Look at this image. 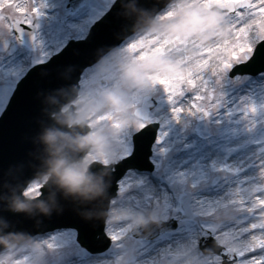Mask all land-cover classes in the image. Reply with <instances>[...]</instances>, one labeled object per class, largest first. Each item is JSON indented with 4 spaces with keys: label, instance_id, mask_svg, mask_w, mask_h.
<instances>
[{
    "label": "rangeland",
    "instance_id": "obj_1",
    "mask_svg": "<svg viewBox=\"0 0 264 264\" xmlns=\"http://www.w3.org/2000/svg\"><path fill=\"white\" fill-rule=\"evenodd\" d=\"M227 1L229 0H177L173 2L156 17V21H160V26L152 25L145 32L139 33L136 38L128 40L130 46L127 49H124L126 45H123L120 50L110 53L95 66L87 68L80 78L79 94L73 102L77 117L70 124L86 119L92 131L93 146L82 163L72 164L66 169L65 177L76 185L82 181L89 163L98 161L107 165L127 157L132 151L131 135L149 123H157L159 125L157 140L162 136L164 140L160 145L154 143L152 147L150 158L153 164L152 173L142 175L129 171L119 181L117 197L111 201L112 207L122 203V192H124L122 183L130 176L142 175L150 182H166L167 188H163L161 197L148 207L145 219L135 224L127 233H114L112 231L113 218L110 215L106 220L105 232L111 239V245L105 252L98 254L100 257L98 259H91L86 250L76 243L75 231L67 230L37 236L34 238L37 241L32 239V241L28 240L19 245H12L0 254V264H65L69 259H76L77 264L132 263L139 253H148L155 244L161 243L170 233L160 234L152 241H135L131 238V232L147 220H167L171 217L179 220L177 196L184 191L190 192V208L195 216L190 221L180 220L177 228L171 233L191 231L195 241L198 242L201 230H208L217 242L212 232L215 224L234 217L238 212L233 206L224 205L215 208L212 212L202 213L193 206L192 201L196 188L206 187L212 182L219 181L221 175L217 177L204 170L195 180L191 177L193 173L191 169L190 172L181 174L179 178L175 176L168 179L163 177V166L170 152L178 144L175 137L178 139L184 135L188 136L194 127L203 128L209 135L218 133L220 125L214 123L212 118L223 103L235 102L234 107L236 108L233 110L243 113L242 117L237 119L238 123L249 115L258 119L261 133L264 134V98L254 104H251L252 102L248 99L242 105L236 103L243 95V91L264 89V73L256 77L236 76L233 79L228 77V72L233 65L246 61L257 42L264 38V0H245L251 6L234 15H212L207 10L198 8L203 2L209 5H219ZM113 2L114 0H88L85 6L75 14H69L65 9L67 0H56L54 5H48V0H19L18 3L21 5H6L5 8L0 5V100L4 104L7 103L17 81L29 67L45 62L52 54L57 53L69 39H82L90 25L103 13L104 7H110L108 4ZM8 14L15 15L26 24L33 23L37 26L33 50L24 48L14 39L8 26L12 17ZM37 16H43V18L38 19ZM247 22H249L248 25ZM218 25L230 26L227 27L226 38L220 43L221 48L216 54L212 77H208L203 82H197L196 90L187 79L176 91L168 92V86L172 85L176 79L175 74L167 72V64L171 63L170 57L186 45L189 39L200 40L204 37L202 35L206 33L210 35L217 30ZM169 42L175 43V48L171 52L151 58ZM127 52L134 58L130 69L116 70L115 66L120 57ZM144 59L146 61L141 63ZM162 61L167 64L155 72L156 67ZM150 79L152 82L149 81ZM109 90L117 93V99L108 111L95 112L98 95ZM192 92H195L193 97L190 94ZM179 94L187 95L190 103L186 114L179 124L174 126L169 123L168 116L172 113V106L178 104ZM247 94L249 93L245 95ZM144 95L154 98L158 104L146 120H140L134 115V109L141 106ZM66 108L67 105L63 110L65 111ZM203 112H206V117L204 120H199ZM160 113L161 115L158 116ZM149 176H153V179ZM46 179L45 177L41 181H33L23 194L28 198L38 196L39 189ZM202 215L213 223L204 224ZM198 257L197 261L182 264H221L218 255H204L201 252ZM239 262L240 259L237 264ZM163 263L160 257L153 264Z\"/></svg>",
    "mask_w": 264,
    "mask_h": 264
},
{
    "label": "bare ground",
    "instance_id": "obj_2",
    "mask_svg": "<svg viewBox=\"0 0 264 264\" xmlns=\"http://www.w3.org/2000/svg\"><path fill=\"white\" fill-rule=\"evenodd\" d=\"M18 1L0 0V5H21ZM55 1L48 0V5H54ZM229 26L218 25L217 30L210 35L207 33L202 35L204 37L200 40L189 39L182 50L170 57L171 63L167 64L164 61L159 63L155 72L167 64V72L175 74L176 77L172 85L168 86V92L176 91L187 79L196 90L197 82L212 77L216 54L221 48L220 43L226 38ZM128 40L125 41L124 49L130 46ZM122 47L123 44L119 49ZM133 59L130 53L123 54L115 69L129 70ZM149 81L152 82V79ZM247 92L249 94L245 95ZM190 94L193 97L195 92ZM242 94L239 101H236L237 104L242 105L247 99L254 104L264 98V89H247ZM179 95L177 99L179 105L172 106V113L168 116L169 123L174 126H177L186 114L190 103L187 95ZM234 103H223L212 118L214 123L220 125L218 133L209 135L203 128L194 127L188 136L184 135L178 139L175 137L178 144L166 158L163 177L179 178L181 174L190 172L191 169L193 170L191 177L195 180L204 170L217 177L221 175L219 181L196 188L192 204L202 213L212 212L224 205L233 206L238 213L215 224L212 229L214 238L226 250L236 253L234 254L240 259L239 264H264V134L261 133L259 120L251 115L244 118L241 123L237 122L243 113L233 110L236 108ZM54 104L57 105L59 102ZM160 115L161 113L158 114ZM165 187L167 188L166 182H150L142 175L126 179L122 183L124 191L122 203L110 208V215L113 218L112 231L127 233L135 224L143 221L148 207L154 201L157 202L156 199L161 197ZM69 209L76 213L70 207ZM203 218L204 224L213 223L211 220L208 221L207 217ZM196 246L197 241L191 231H176L164 238L161 243L155 244L148 253H139L140 255L138 254L129 264H153L160 257L164 261L163 264L197 261L199 257ZM76 262V259H69L65 264H77Z\"/></svg>",
    "mask_w": 264,
    "mask_h": 264
},
{
    "label": "water",
    "instance_id": "obj_3",
    "mask_svg": "<svg viewBox=\"0 0 264 264\" xmlns=\"http://www.w3.org/2000/svg\"><path fill=\"white\" fill-rule=\"evenodd\" d=\"M85 0H72L70 2V5L71 6V11H76L78 10V8L84 3ZM247 6L244 2L242 3H235V2H229L226 6H223V7H211L210 10L214 13H222L224 11H227L229 13H233L235 12L237 9H242L243 7ZM33 35V33H32ZM22 40L25 42V43H29L31 42L29 39L26 38V36H22ZM78 43L76 42H71V44L66 48L65 51H69L71 50L73 47H75ZM264 57V44H262L259 48L256 49L252 59L246 63L245 65H240L238 67H236L233 72H232V76L235 75L236 73H248V74H251V75H256L262 71H264V61L261 62V64H258L260 63L258 61V57ZM55 59V58H54ZM54 59H52L49 63L47 64H44V65H39V66H36L32 69L31 72H29V75H31L33 72H37L39 71L40 69L42 68H45L47 67V65H49L51 62L54 61ZM28 75V76H29ZM27 76V77H28ZM24 81V80H23ZM22 81V82H23ZM21 82V83H22ZM77 81L74 80L71 84V89H70V94L67 95L63 101H62V104L63 103H66V102H69L73 99V96L76 94L77 92V89H72L73 85H75ZM20 83V85H22ZM113 100V97L112 96H104L102 98V100H100V104L98 106L99 109H105L108 107L109 103ZM151 102H149L145 109L143 111H141L139 114L140 116L142 117H146L147 115V112L149 110V107H147ZM67 123V120H64V122H59V123H55L56 126H53V127H49L52 131H54L56 128L59 129V128H62L64 129L65 131H67L69 134H66L64 133L62 136L60 135H56L54 133H50V136H49V139L52 143H59V142H62L63 140L67 139V138H71V137H75L73 138L72 142L70 143L71 146H75V140L77 141V144H76V147L74 149V153L70 156V157H67L66 155H60V156H55L51 161H50V165H49V168H46L44 171H42L41 174L43 173H48V172H51L52 168L55 167L60 161H62L63 159V164H62V167L60 168V170L58 172H56V174H54V176L52 177V179L55 177L56 180H58V178L62 175V171H63V168L71 161V159H73L74 157H77L78 156V159L81 160V158L83 157V155L85 154V152L89 149L90 147V140L88 139L87 135H88V132H87V129L83 128V125L84 124H80L78 125L77 127L78 128H75L73 127L71 130H66L65 129V125ZM157 128L156 125H152L151 127L149 128H146L144 129L142 133H145L146 131H152L154 133L155 129ZM153 133H152V138H153ZM140 134V135H141ZM69 140V139H68ZM63 153L64 154H69V151L68 149H64L63 150ZM134 165V162H133V158L131 159H128L127 161H125L124 163H121L119 166L117 165L116 166V169H117V172L116 173H112V180L110 183V187L112 186V194L108 197V200L114 196V191H115V182L117 180H119L121 178V176L124 174V172L128 169V168H131L132 166ZM103 170L105 168H100V166H98L97 164H94L93 166H91V170ZM40 174V175H41ZM66 183V182H65ZM20 190H18L19 192ZM17 192V194H18ZM108 202V201H107ZM188 203H189V196L188 195H184L182 197V208L184 211L186 212H189V209H188ZM107 204V203H106ZM107 208V205L105 207V209ZM98 214V213H97ZM70 226H74L77 228L79 234H78V241L83 245V246H87L88 248H90V244L87 242L86 238H85V233L83 232V229L78 227L77 225H73L71 224ZM101 230H102V227L100 226V228L97 230L96 234H99L101 233ZM99 249V248H98ZM100 250V249H99ZM222 257L224 258L225 255L224 254H221Z\"/></svg>",
    "mask_w": 264,
    "mask_h": 264
},
{
    "label": "snow or ice",
    "instance_id": "obj_4",
    "mask_svg": "<svg viewBox=\"0 0 264 264\" xmlns=\"http://www.w3.org/2000/svg\"><path fill=\"white\" fill-rule=\"evenodd\" d=\"M11 100L4 104L2 100H0V121H3L5 118L8 117L9 112L11 110Z\"/></svg>",
    "mask_w": 264,
    "mask_h": 264
}]
</instances>
